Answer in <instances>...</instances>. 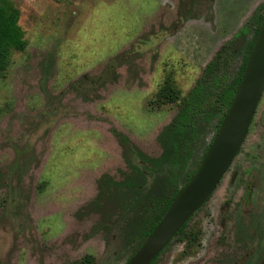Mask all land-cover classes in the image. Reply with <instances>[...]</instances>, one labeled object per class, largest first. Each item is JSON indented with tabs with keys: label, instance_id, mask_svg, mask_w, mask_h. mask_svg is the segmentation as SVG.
Listing matches in <instances>:
<instances>
[{
	"label": "rangeland",
	"instance_id": "1",
	"mask_svg": "<svg viewBox=\"0 0 264 264\" xmlns=\"http://www.w3.org/2000/svg\"><path fill=\"white\" fill-rule=\"evenodd\" d=\"M10 1L27 48L0 73V264H125L131 214L94 206L103 177L121 182L139 164L119 135L159 158L224 44L236 73L264 0ZM167 78L177 103L156 101ZM263 262L264 95L229 172L154 264Z\"/></svg>",
	"mask_w": 264,
	"mask_h": 264
},
{
	"label": "trees",
	"instance_id": "2",
	"mask_svg": "<svg viewBox=\"0 0 264 264\" xmlns=\"http://www.w3.org/2000/svg\"><path fill=\"white\" fill-rule=\"evenodd\" d=\"M19 18L20 12L10 0H0V73L8 69L13 52H23L27 48ZM263 21L264 7L250 22L253 35L244 47L242 60L233 77L229 76L233 67V44L227 43L206 66L195 86L180 100L178 115L160 139L163 153L159 158L146 156L127 137L119 135L126 152L134 154L139 164L128 159L131 172L121 182L103 177L99 181V195L94 206L104 202L120 206L123 217L131 214L126 242L134 252L128 261L160 223L181 187L193 176L207 153L234 100ZM179 99L173 80L167 78L156 95V101L173 104ZM209 128L214 130V135L208 144L202 146L199 141H203ZM188 223L177 236L184 232ZM93 262L91 257L83 260V264Z\"/></svg>",
	"mask_w": 264,
	"mask_h": 264
},
{
	"label": "water",
	"instance_id": "3",
	"mask_svg": "<svg viewBox=\"0 0 264 264\" xmlns=\"http://www.w3.org/2000/svg\"><path fill=\"white\" fill-rule=\"evenodd\" d=\"M264 95V21L234 100L193 176L127 264H152L207 203L239 155Z\"/></svg>",
	"mask_w": 264,
	"mask_h": 264
},
{
	"label": "flooded vegetation",
	"instance_id": "4",
	"mask_svg": "<svg viewBox=\"0 0 264 264\" xmlns=\"http://www.w3.org/2000/svg\"><path fill=\"white\" fill-rule=\"evenodd\" d=\"M253 121H254V120H253ZM252 124H253V122H252ZM251 126H252V125H251ZM250 128H251V127H250ZM251 192H252V188L249 187V188H248V194H249V196H250ZM250 256H251V253L247 254V255H246V260H247ZM263 264H264V262H263Z\"/></svg>",
	"mask_w": 264,
	"mask_h": 264
}]
</instances>
